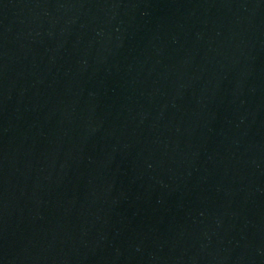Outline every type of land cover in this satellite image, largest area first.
<instances>
[{"label": "water", "instance_id": "1", "mask_svg": "<svg viewBox=\"0 0 264 264\" xmlns=\"http://www.w3.org/2000/svg\"><path fill=\"white\" fill-rule=\"evenodd\" d=\"M0 264H264V0H0Z\"/></svg>", "mask_w": 264, "mask_h": 264}]
</instances>
